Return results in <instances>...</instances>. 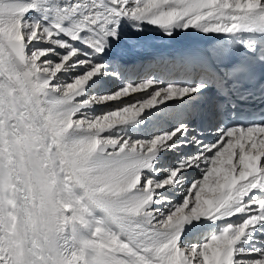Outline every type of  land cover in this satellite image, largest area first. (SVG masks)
<instances>
[{"label":"snow or ice","instance_id":"obj_1","mask_svg":"<svg viewBox=\"0 0 264 264\" xmlns=\"http://www.w3.org/2000/svg\"><path fill=\"white\" fill-rule=\"evenodd\" d=\"M0 264H264V0H0Z\"/></svg>","mask_w":264,"mask_h":264}]
</instances>
